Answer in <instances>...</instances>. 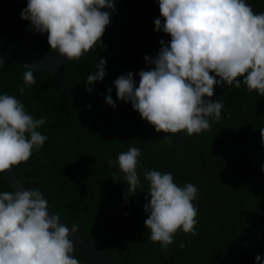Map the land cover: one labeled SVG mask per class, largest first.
I'll list each match as a JSON object with an SVG mask.
<instances>
[{"label":"trees","instance_id":"1","mask_svg":"<svg viewBox=\"0 0 264 264\" xmlns=\"http://www.w3.org/2000/svg\"><path fill=\"white\" fill-rule=\"evenodd\" d=\"M246 3L254 12H264V0ZM26 6L27 0H0V35L34 48L50 49L47 33H35L30 21L20 18ZM157 18H161L158 0H125L110 19L102 43L97 42L79 60L66 59L60 65L63 81L123 120L150 125L133 110L131 102L117 99L114 81L132 72L138 86V73L152 67L144 57L155 58L159 42L170 41L169 35L155 31ZM100 59L107 61L106 75L91 86L89 93L84 80L96 71ZM25 71L24 65L0 55V95L16 97L34 118L47 116V122L37 131L48 139L27 162L14 167L28 189H39L51 210L78 225L115 264H210L244 231L264 224V142L260 137L264 96L249 93L242 78L240 88L215 86L212 99L223 101L224 118L212 122L210 130L191 136L176 133L200 146L201 164L193 145L159 137L155 132L121 127L65 92L46 69L34 71L36 84L25 87L21 95ZM109 87L115 109L105 102ZM130 146L142 150L137 171L143 187L125 201L129 186L120 179L123 174L118 166H110L108 160L115 161ZM227 146L221 160L213 164ZM145 169L171 172L178 186L192 183L199 189L193 201L198 209V235L178 231L167 249L150 240V230L144 225L147 214L143 206L149 190ZM4 191L14 190L0 173V192ZM258 254L264 264V234L253 238L230 264H256ZM71 255L80 264H97L75 245Z\"/></svg>","mask_w":264,"mask_h":264},{"label":"clouds","instance_id":"2","mask_svg":"<svg viewBox=\"0 0 264 264\" xmlns=\"http://www.w3.org/2000/svg\"><path fill=\"white\" fill-rule=\"evenodd\" d=\"M158 3L162 19L154 20L155 31L171 39L159 42L155 58L144 57L152 67L138 73V86L132 72L114 81L118 100L131 102L133 110L156 133L186 132L191 136L210 130L212 122L224 118L223 101L212 99L215 86L240 88L242 78L249 93L264 96V12H254L246 0ZM101 9L115 12V0H27L20 18L30 21L35 33H47L51 51L75 61L97 42L102 43L111 21L110 13ZM106 63L100 59L96 71L84 80L89 93L92 85L103 81ZM24 67L27 71L23 74L24 87L19 88L21 95L25 87L36 84L37 68ZM107 92L105 102L115 109L112 88ZM46 122L47 116L34 118L16 97L0 95V173L27 162L43 147L48 137L37 129ZM260 137L264 142V129ZM141 155L140 147L130 146L115 161L108 160L110 166H118L123 174L120 179L129 186L125 201L143 187L137 171ZM143 175L149 182L148 202L143 207L150 240L167 249L178 231L198 235V209L193 201L199 189L192 183L178 186L171 172L145 169ZM78 230V225L69 229L59 215L50 214L48 201L39 189L0 192V264H80L71 255L74 244L69 239ZM255 259L256 264H262L259 254Z\"/></svg>","mask_w":264,"mask_h":264},{"label":"water","instance_id":"3","mask_svg":"<svg viewBox=\"0 0 264 264\" xmlns=\"http://www.w3.org/2000/svg\"><path fill=\"white\" fill-rule=\"evenodd\" d=\"M125 0H115V12L110 9H101L102 11H108L110 13V19H112L122 5ZM0 55L19 64V65H31L38 69H46L48 70L54 81L62 88L65 92H67L72 97L77 100L83 102L84 104L92 107L94 110L104 114L105 116L114 120L117 124H119L123 128H128L131 130L138 131H148L155 132V129L151 125H136L131 124L122 118L119 117L118 114L110 111L108 108L101 107L97 103L87 99L80 92L69 87L62 79L59 69L60 65L66 60V57H62L56 51H51L50 49H38L31 47L29 45L22 44L13 39L0 35ZM159 137H172L177 140L182 141L185 145L191 144L198 151V158L200 163L202 164L203 156L202 151L199 145L194 142L186 140L183 136L178 134H165L163 132L156 133ZM229 146L224 148V150L219 154L213 164L218 163L224 153L227 151ZM6 176L10 186L14 191H22L28 189L19 174L17 173L15 167L12 168L11 171L4 173ZM50 214L51 212L57 214L53 210L49 208ZM58 215V214H57ZM61 223L71 228V223L66 221L60 216ZM264 234V224L256 225L244 231L240 234L234 241H232L210 264H230L238 254L244 249V247L256 236ZM69 239L73 242V244L88 254L97 264H115L112 258L91 238H89L86 234L78 230L77 233L70 236Z\"/></svg>","mask_w":264,"mask_h":264}]
</instances>
